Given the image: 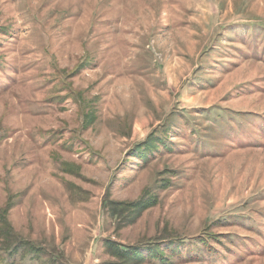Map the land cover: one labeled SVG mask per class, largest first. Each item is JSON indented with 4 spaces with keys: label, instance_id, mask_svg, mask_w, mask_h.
<instances>
[{
    "label": "rangeland",
    "instance_id": "374dc122",
    "mask_svg": "<svg viewBox=\"0 0 264 264\" xmlns=\"http://www.w3.org/2000/svg\"><path fill=\"white\" fill-rule=\"evenodd\" d=\"M8 201L17 264H264V0H0Z\"/></svg>",
    "mask_w": 264,
    "mask_h": 264
},
{
    "label": "trees",
    "instance_id": "16d2710c",
    "mask_svg": "<svg viewBox=\"0 0 264 264\" xmlns=\"http://www.w3.org/2000/svg\"><path fill=\"white\" fill-rule=\"evenodd\" d=\"M68 171V170H67ZM152 197L150 191L146 189L142 194L139 195V199L136 201H128V202H120V201H112L104 202V204L109 206L110 211L109 214L113 218H119V222L122 225H129L136 221V219L140 216L141 211L144 210L146 207L150 206L146 202L147 200H150ZM10 201V200H9ZM7 206L0 209L2 213H0V241H1V247H0V264H17V262H14V259L16 255L15 252L18 251V249H22L24 252L32 251L35 253L37 259L44 261L45 258H42L43 253L40 251V248L32 246L28 241L19 239L16 234L13 232L11 225H8L7 228L9 230V233L6 234V226L3 225L4 222L7 221L5 213L12 208L14 205L12 202H9ZM110 201V200H108ZM153 202V201H152ZM107 206L106 209H107ZM5 229V232L3 231ZM206 236H202L205 239H201L199 241H190L186 247L194 246L196 249L199 246L201 247H208L209 241L215 240L214 237H210V232L205 233ZM219 241V240H218ZM106 245H108L109 255H112L113 257H116L117 260L115 262L107 261L103 264H138L141 261H143L146 257L150 260H165V257L163 254L159 252V248L156 246L157 244H145L143 246L144 249L141 248V246L137 247H129V249L126 250V248H121L119 244L116 242H113L111 240H108L106 242ZM154 246V247H152ZM157 252L155 254V251H151L153 249ZM143 250L146 251V254H143ZM178 250L175 249L174 252H177ZM173 252V254H174ZM4 255H7L8 259L5 260L3 257ZM45 264H59L56 263L57 261H49L45 260ZM214 263V261H213Z\"/></svg>",
    "mask_w": 264,
    "mask_h": 264
}]
</instances>
